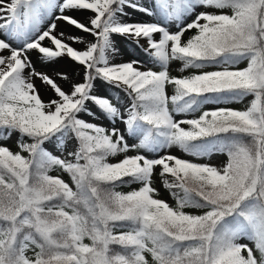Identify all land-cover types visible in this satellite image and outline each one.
<instances>
[{"label": "snow or ice", "instance_id": "1", "mask_svg": "<svg viewBox=\"0 0 264 264\" xmlns=\"http://www.w3.org/2000/svg\"><path fill=\"white\" fill-rule=\"evenodd\" d=\"M126 9L151 20L133 21ZM74 10L95 13L91 27L65 15ZM49 20L66 21L96 42L71 36L86 43L75 49L53 34L57 26ZM113 35L131 39L160 70H141L139 60L110 64L109 53L118 52ZM0 36V52H10L0 56V141L16 133L19 149L0 143V264H150L146 254L152 264H264V0H0ZM46 38L54 47L42 44ZM31 50L46 63L70 58L83 66V81L65 92L35 71L26 55ZM172 61L181 71L215 70L173 77ZM243 61L246 67L238 68ZM31 77L58 99L43 102ZM97 80L123 91L130 105L121 111L118 102L94 94ZM248 96L253 99L244 110L175 119L209 102ZM81 113L125 127L108 129ZM126 137L139 142L129 145ZM71 140L75 147L65 157ZM172 148L227 160L219 168L171 154L108 162L133 149L159 154ZM157 167L164 186L179 190L171 192L175 208L155 198ZM53 169L67 173L71 184L50 175ZM133 183L140 187L116 191Z\"/></svg>", "mask_w": 264, "mask_h": 264}, {"label": "rangeland", "instance_id": "2", "mask_svg": "<svg viewBox=\"0 0 264 264\" xmlns=\"http://www.w3.org/2000/svg\"><path fill=\"white\" fill-rule=\"evenodd\" d=\"M199 10H202V9H198V11ZM126 11H129V12L132 13L131 19L134 20V21H150L151 20L150 17H147V16L143 15L142 13L134 12L132 9H126ZM65 15H70V16L76 18L77 20H79L81 23L91 26L89 24V18L90 17H94L95 13L91 12L90 10H74V11H71V12H66ZM124 19L128 20L127 17H125ZM51 22H55L56 26H57L56 29H55L54 34L57 35L58 37H60L59 33H63V32H59V29L60 28L64 29L66 34L63 37H60V38L65 43L70 44V46H72L75 49L84 50L86 48V43H94V42H96V38L91 33L90 34L88 33L89 35L88 34L86 35V37H89V39H90V40H88V39L84 40L86 43L75 42V41L69 39V37L75 36V37H82L83 38L84 36H82L81 33H80V36H78L79 32H80L79 30H77L74 26H71L69 24L61 26L60 24L63 23L61 20H54V21L53 20H49L48 21V23H51ZM45 29H47V23L44 24V26L42 27L41 31H43ZM172 30L175 31L176 30L175 27H173ZM193 30H190V31H193ZM190 31H188V32H190ZM189 34L186 32L185 35H184V39H186L189 36ZM0 38H3V37L0 36ZM157 38H159V37L157 36ZM112 40L114 41V46H115L116 49H118V52H116L114 55L109 53V63L110 64H120V63L130 62L132 60H139V61L143 62V66L142 67L140 65H138V66L141 67V70H144V71L149 70V69L154 70V71H159L160 70V68L158 66H153L149 62V58H148L147 54L140 47H138L135 43H133L131 41V39L126 38V37H120V36L118 37V36L113 35L112 36ZM139 43H140V45H143L144 47H148L146 41L143 38L140 39ZM42 44L44 46H47V47H54L47 38L42 42ZM18 46H19V42H13V47H18ZM26 55L31 60L32 65L34 66L36 72L39 69H42V70H40L41 72H50L49 70L51 68L50 67L47 68L45 66L57 65V66H55L56 70L53 69L54 72L67 74V73H64V72L59 71V70H65L64 68H71L72 69V67H71L72 65H75L76 67L81 66V65L77 64L76 62L72 61L70 58H67V57L58 58L54 62H47L46 63V62L41 60L40 54L36 50H31L30 52L26 53ZM0 56L8 57V56H10V52L7 51V50H5L3 52H0ZM245 65H247V61L241 62L237 67L241 68L242 66H245ZM0 67H3V66H0ZM56 67H58V68H56ZM81 67H82L81 70L84 69L83 66H81ZM180 69H181V63L178 62V61H172L169 64V74L171 76L176 77V76L180 75L181 72H182ZM45 70H47V71H45ZM208 70H215V69L212 68V67H209V68L203 69L201 71H208ZM29 71H30L29 69H25V76L26 77H28ZM82 81H83V76L81 77V80L80 79L76 80V83H80ZM95 89H97V92L94 91V94L100 95V96H107L108 98H110L112 100V102L114 104L118 102V106L121 108V111H124V109L126 107H128L130 105V103H131L130 97H128L123 91H121L120 89H114V88H112L109 85H105L99 80L96 81V88ZM167 91H168L170 96L172 94H174L173 86L169 85L168 88H167ZM38 92L40 94V97H41L42 101L47 103L44 100V96H43V93L45 91L42 90V89L41 90L38 89ZM252 99H253L252 96H248L242 102L233 103V104H230L229 106L227 105V107L232 108V109H237V110H244L247 106H249V102ZM53 100H54V98H53ZM121 102L124 103V107L120 106ZM87 106L89 108H91L93 111H96L98 116L100 115V113L97 111V109L95 108V106L91 102H88ZM171 107L172 106L170 104L169 105L170 110H171ZM204 107L207 110H214L216 108H224V105L222 103L221 104H215V103L209 102L207 104H204ZM195 116L196 115H176L175 119H177V120H180V119H192ZM80 118H82V119H84V120H86L88 122L104 126L105 128H108V129H111V127L115 126V127L119 128V129L123 130L124 127H125V125L123 123L119 122V121H117L113 125L107 119H104V118L93 119L92 117H89V116H87V115H85L83 113L80 114ZM182 126L186 127V128L188 127L187 125H182ZM25 139H27V138H25ZM126 139H127V142L129 143V145H133V144H136V143L139 142L138 140H134L131 137H126ZM0 143L5 144L14 153L19 151V149L17 147V134L16 133H13V135H12V137L10 139H8L6 141H0ZM75 144H76L75 140H71V141H69L67 143V145H66V147L64 149V152H63V155L65 157L67 156L68 151H71L75 147ZM45 147H47V148H49L51 150V145L50 144H46ZM55 154L56 155H61L60 152H56ZM137 154H145V155H148L150 157L155 156V155L171 154V155H174V156H177V157H180L182 159L189 160V161H192V162H195V163L209 164V165L217 166L218 168L221 167L227 160L226 156H224V155H215V154L212 155L211 157H208V158H200V159H198V158L193 157L191 155L185 154L184 152H182L178 148H172V149H168V150L162 151L159 154L147 153V152H145V150H142V149H133V150H130L129 152H127L125 154L118 155L116 157H109L108 158V162L115 163V162H118L119 160H121L123 158V155L134 156V155H137ZM25 155H27V154L25 153ZM68 158L72 159L71 157H68ZM160 171H161V169L159 167H157L155 169L154 175H153L152 186L157 190V194H156L155 198L160 199L162 201H165L171 206L173 204V200H172V197L169 194V192L164 187V184H163L161 176H160ZM52 176H60L66 182H69L71 184V181H70L69 177H66V175H64L61 172V170H59V169L54 171ZM134 189H135V186H132V187L129 188V190H134ZM239 242L240 243H249V246H252L250 244V242L247 241V240H241Z\"/></svg>", "mask_w": 264, "mask_h": 264}, {"label": "bare ground", "instance_id": "3", "mask_svg": "<svg viewBox=\"0 0 264 264\" xmlns=\"http://www.w3.org/2000/svg\"><path fill=\"white\" fill-rule=\"evenodd\" d=\"M134 21V20H133ZM61 26H64V25H68V23H66V22H64L63 21V23L62 24H60ZM78 30V29H77ZM80 31V30H79ZM59 32H63L64 34H66L65 33V31H64V29H59ZM80 33L82 34V36H84L83 37V40H90L89 39V37H86V35L88 34V33H86L85 34V32H83V31H80L79 32V35L78 36H80ZM89 35V34H88ZM115 36H118L119 37V35H115ZM40 59V58H39ZM55 66H57V65H52V66H45V67H50L51 69L49 70L50 72H41L40 70H42V69H39V70H37V72H40V73H44V74H46V75H48L50 78H52L53 80H55V82L58 84V85H60V87L65 91V92H68V93H70V91L72 90V85L74 84V83H76V80H81V77L84 75V69H82L81 70V66H79V67H76L75 65H72L71 67H72V69L71 68H64L65 70H59V71H62V72H64V73H67L66 75H67V77H68V79H62L58 74H60V73H57V72H54L53 71V69L54 70H56L55 69ZM137 67H140V66H138L137 65ZM56 68H58V67H56ZM141 68V67H140ZM45 71H47V70H45ZM31 81L36 85V88H37V90L38 89H42V90H44L45 92L43 93V96H44V100L48 103L49 101H51V100H53V98L54 99H58L57 98V96H56V94H55V92L51 89V87L50 86H48V85H46V84H44L39 78H37V77H31ZM94 91H96L97 92V89H94ZM121 107H124V103H122L121 102V105H120Z\"/></svg>", "mask_w": 264, "mask_h": 264}, {"label": "trees", "instance_id": "4", "mask_svg": "<svg viewBox=\"0 0 264 264\" xmlns=\"http://www.w3.org/2000/svg\"><path fill=\"white\" fill-rule=\"evenodd\" d=\"M193 34H195V30L191 31L190 34H189V36H188L187 38L191 37ZM185 40H186V39H185ZM245 66H246V65H245ZM245 66H242L240 69H243ZM196 71H201V70L187 69V70L182 71L181 74L178 75V76H176V77H186V76H189V75L193 74V73L196 72ZM208 71H211V70H208ZM225 104H226V103H225ZM227 104H232V103H227ZM202 108H203V107H202ZM202 108L200 109L199 112H197V113H199V115H200L203 111H205V110H203ZM55 170H57V169H53V170H51L50 173H52V172L55 171ZM50 173H49V174H50ZM66 174H67V173H66ZM67 175H68V174H67ZM125 179H128V178H125ZM161 179H162V178H161ZM163 179H167L169 182H171V181L173 180V178H172L171 176H165ZM133 184H134V183H133ZM130 185H132V184H122V185H120V186H118V187L116 188V191H118V192H122V193H128V192H130V190H127L126 188H127L128 186H130ZM166 189L168 190L169 194L171 195V197H172V199H173V204H172L171 207L175 208L177 202H176V199H175V198L173 197V195L171 194V192H178L179 190H178V189H171V190H169L168 188H166ZM184 211H185V212H188V213H192V214H202V213H203V210H197V209H192V208H185ZM84 243H90V241H88L87 239H85ZM30 254H31V253H30ZM146 256H147V258H148L150 264H152L150 254H146Z\"/></svg>", "mask_w": 264, "mask_h": 264}]
</instances>
